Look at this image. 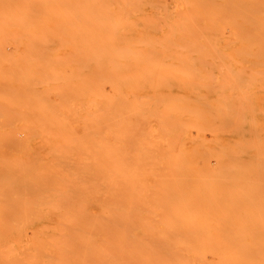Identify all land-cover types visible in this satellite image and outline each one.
<instances>
[{"label":"bare ground","instance_id":"6f19581e","mask_svg":"<svg viewBox=\"0 0 264 264\" xmlns=\"http://www.w3.org/2000/svg\"><path fill=\"white\" fill-rule=\"evenodd\" d=\"M0 264H264V0H0Z\"/></svg>","mask_w":264,"mask_h":264}]
</instances>
